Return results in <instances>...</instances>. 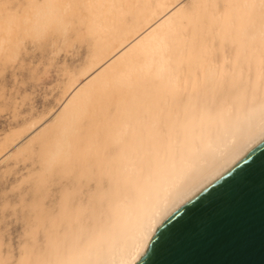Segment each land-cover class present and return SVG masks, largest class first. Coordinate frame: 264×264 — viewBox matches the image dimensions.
<instances>
[{"label": "bare ground", "instance_id": "6f19581e", "mask_svg": "<svg viewBox=\"0 0 264 264\" xmlns=\"http://www.w3.org/2000/svg\"><path fill=\"white\" fill-rule=\"evenodd\" d=\"M68 1L85 4L69 19L94 34L61 105L25 140L39 142L40 169L25 237L16 254L0 239V264H135L264 137V0ZM32 2L48 7L43 22L60 3Z\"/></svg>", "mask_w": 264, "mask_h": 264}, {"label": "rangeland", "instance_id": "374dc122", "mask_svg": "<svg viewBox=\"0 0 264 264\" xmlns=\"http://www.w3.org/2000/svg\"><path fill=\"white\" fill-rule=\"evenodd\" d=\"M32 1L35 0H0V145L5 146L3 149L0 146V235L3 236L0 239L5 244L9 242L6 247L3 241L0 243L1 254L5 249L16 254L14 245L25 237L20 230L26 222L25 205L29 204V188L36 182L40 169L39 142L34 139L32 147L25 144V150V140L61 105L66 97L68 75L74 73L71 70L80 69L89 51L88 41L94 34L75 17L69 19L70 12L85 13V4L68 1L71 8L64 9L61 0H51L53 5L60 3L52 7L51 19L43 22L39 17L48 16V7L35 9ZM28 122L34 127L30 123V129ZM26 123L28 127L24 129Z\"/></svg>", "mask_w": 264, "mask_h": 264}, {"label": "water", "instance_id": "95a60500", "mask_svg": "<svg viewBox=\"0 0 264 264\" xmlns=\"http://www.w3.org/2000/svg\"><path fill=\"white\" fill-rule=\"evenodd\" d=\"M135 264H264V137L162 222Z\"/></svg>", "mask_w": 264, "mask_h": 264}]
</instances>
